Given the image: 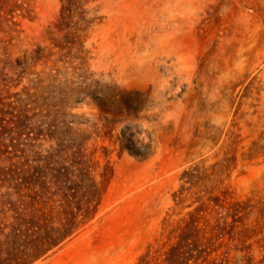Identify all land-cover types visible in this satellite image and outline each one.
<instances>
[{
	"label": "rangeland",
	"instance_id": "374dc122",
	"mask_svg": "<svg viewBox=\"0 0 264 264\" xmlns=\"http://www.w3.org/2000/svg\"><path fill=\"white\" fill-rule=\"evenodd\" d=\"M0 99L9 125L29 108L35 150L72 165L48 175L58 199L98 187L93 217L32 264H168L210 194L177 204L195 165L229 194L182 264H264V0H0Z\"/></svg>",
	"mask_w": 264,
	"mask_h": 264
},
{
	"label": "trees",
	"instance_id": "16d2710c",
	"mask_svg": "<svg viewBox=\"0 0 264 264\" xmlns=\"http://www.w3.org/2000/svg\"><path fill=\"white\" fill-rule=\"evenodd\" d=\"M20 110L19 118L13 119V125H9L11 120L5 122L6 111L0 107V264H32L62 244L93 217L91 206L98 192L97 184L93 182L91 187H94V190L91 194L82 193V197H88L84 203L77 199L78 193L75 192L62 193L63 197L57 198L59 192L57 189L62 188L55 189L59 184L53 176L61 171V167L69 172L72 165H63L61 162L59 164L55 160L54 150L46 155L35 150L37 145L33 141L37 140L38 136L24 138L27 125L23 126V123L30 119L29 108L24 105ZM47 130L51 137L55 136V125L48 127ZM14 131L13 135H8ZM39 131L40 134L42 130ZM83 145V141H80L73 154L83 155ZM30 152H33V156ZM75 162L80 164L78 170L91 173L90 165H85L83 161ZM48 175L53 176L48 179ZM209 175L211 174L207 173L206 168L200 165L183 172L182 179L190 185L186 187L182 184L180 190L175 192L177 204L184 202L187 190L200 184L205 185L203 190L210 194L207 197L203 195L196 198L200 205L189 212L188 220L184 219L186 222L177 229L181 230L177 247H172L164 253V260L168 264L185 263L187 257L180 252V245L190 233L197 235L201 231L199 228L201 211L206 210L211 202L224 206L227 201L229 192L218 183L212 189H208L204 182ZM215 181L222 182L223 179L219 177ZM81 185L84 184L81 182L79 186ZM231 215L234 216L233 213ZM219 229L222 232L223 229L220 227Z\"/></svg>",
	"mask_w": 264,
	"mask_h": 264
}]
</instances>
